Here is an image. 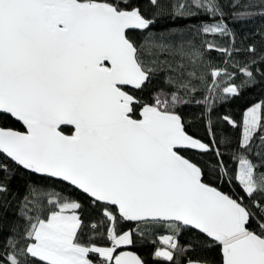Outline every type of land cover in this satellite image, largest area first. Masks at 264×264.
<instances>
[{
  "label": "snow or ice",
  "instance_id": "6c2138e0",
  "mask_svg": "<svg viewBox=\"0 0 264 264\" xmlns=\"http://www.w3.org/2000/svg\"><path fill=\"white\" fill-rule=\"evenodd\" d=\"M255 20L264 0H0V264H264V26L233 27Z\"/></svg>",
  "mask_w": 264,
  "mask_h": 264
},
{
  "label": "trees",
  "instance_id": "16d2710c",
  "mask_svg": "<svg viewBox=\"0 0 264 264\" xmlns=\"http://www.w3.org/2000/svg\"><path fill=\"white\" fill-rule=\"evenodd\" d=\"M264 26V22L260 20H255L248 23H242L234 25V30L237 33V39H244L246 43L256 42L257 47H260L261 43V37L258 34L261 27ZM218 59V58H217ZM232 69L229 68V71ZM261 98V94L257 91H251L245 95V97L242 100H238L235 103H233L230 106H226L219 111L221 113H230L235 118L239 119L240 115V109L245 107L246 105H249L256 100ZM190 133L198 134L200 136L204 135L203 127L197 126L189 129Z\"/></svg>",
  "mask_w": 264,
  "mask_h": 264
}]
</instances>
